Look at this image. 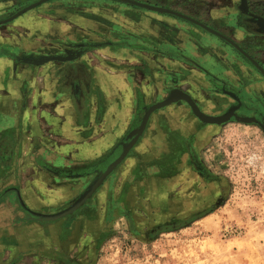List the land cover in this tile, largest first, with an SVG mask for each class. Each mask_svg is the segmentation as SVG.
I'll list each match as a JSON object with an SVG mask.
<instances>
[{"label": "rangeland", "instance_id": "obj_1", "mask_svg": "<svg viewBox=\"0 0 264 264\" xmlns=\"http://www.w3.org/2000/svg\"><path fill=\"white\" fill-rule=\"evenodd\" d=\"M37 1L0 0V21ZM137 1L204 22L264 67L241 0ZM173 88L208 115L238 108L221 123L184 100L157 109L86 204L34 215L70 207L97 176L85 171ZM0 264H264V75L199 25L126 1L48 0L1 23Z\"/></svg>", "mask_w": 264, "mask_h": 264}, {"label": "water", "instance_id": "obj_2", "mask_svg": "<svg viewBox=\"0 0 264 264\" xmlns=\"http://www.w3.org/2000/svg\"><path fill=\"white\" fill-rule=\"evenodd\" d=\"M48 0H38L37 2L29 5L28 7L22 9L12 17L1 20V23L8 22L21 14L25 13L26 11L46 2ZM120 1H126L128 3H133L135 5H139L151 10L161 11V12H168L174 15H177L179 17L185 18L188 21H191L192 23H195L199 25L200 27L204 28L208 32L217 35L218 37L223 38L224 40L228 41L230 45L235 47L238 51H240L247 59H249L258 69L259 71L264 75V67L259 63V61L254 58L248 51H246L241 45H239L236 41L232 40L230 37L226 36L225 34L221 33L220 31L212 28L211 26L205 24L204 22L197 20L191 16L184 15L183 13H180L175 10H169L163 7L154 6L148 3L140 2L137 0H120ZM240 9L242 13H244L246 16L249 17V21L256 25V32L264 34V16L253 13L250 8V1L249 0H241L240 3ZM203 41V40H202ZM205 41V40H204ZM78 46L86 45L84 43H76ZM83 51L80 50H66L64 53H50V54H24L21 57V60L25 63L33 64V65H44L51 61H70L74 58L78 57V55L82 54ZM206 61V60H205ZM207 62V61H206ZM179 100L187 101L194 113L201 118L204 122L209 123H221L226 120H228L235 112V109L238 108L237 105H232L230 109L223 115L219 116H212L208 115L204 112H202L198 106L196 105L193 97L187 93L186 91L180 89V88H173L169 91L168 96L155 104L148 105L146 107V113L145 115L138 120L135 125L128 131V133L123 137V139L117 144L116 147L99 163L91 167L88 171L85 172H97V176L92 181V183L87 187V189L77 198V200L68 208L59 211L57 213L53 214H37L34 215L39 217L42 220H48L53 221L57 220L59 218H62L66 215L73 214L78 209H80L84 204H86L93 196L94 194L99 190V188L102 186L104 181L108 178V176L114 171V169L123 162V160L126 158L130 150L135 146L138 139L143 135L145 132L148 123L150 121V118L152 116V113L156 111L159 108H162L166 105H169L171 103L177 102Z\"/></svg>", "mask_w": 264, "mask_h": 264}, {"label": "flooded vegetation", "instance_id": "obj_3", "mask_svg": "<svg viewBox=\"0 0 264 264\" xmlns=\"http://www.w3.org/2000/svg\"><path fill=\"white\" fill-rule=\"evenodd\" d=\"M245 20L247 21V23L253 24V23L250 22L247 18H246ZM78 70H80V67H72L70 73H71L72 76H73V74H74V73H77ZM86 77H87V73L85 72V70H83V73L81 72V73H79L78 75H74V81H75V83H76V84H75V88H76L77 86H79V84H82V79L84 80ZM85 83H86V85H87V87H88V86H89L88 82L85 81Z\"/></svg>", "mask_w": 264, "mask_h": 264}, {"label": "crops", "instance_id": "obj_4", "mask_svg": "<svg viewBox=\"0 0 264 264\" xmlns=\"http://www.w3.org/2000/svg\"><path fill=\"white\" fill-rule=\"evenodd\" d=\"M165 36H166V41H167V43L170 42L169 39H170L171 37H170V31H169L168 27L166 28V35H165Z\"/></svg>", "mask_w": 264, "mask_h": 264}]
</instances>
